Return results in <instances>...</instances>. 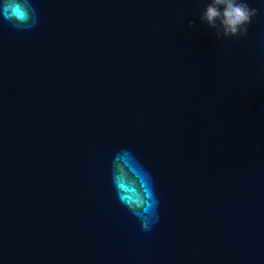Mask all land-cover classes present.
<instances>
[{
	"label": "water",
	"instance_id": "1",
	"mask_svg": "<svg viewBox=\"0 0 264 264\" xmlns=\"http://www.w3.org/2000/svg\"><path fill=\"white\" fill-rule=\"evenodd\" d=\"M247 2L216 40L207 0H0V264H264Z\"/></svg>",
	"mask_w": 264,
	"mask_h": 264
},
{
	"label": "clouds",
	"instance_id": "2",
	"mask_svg": "<svg viewBox=\"0 0 264 264\" xmlns=\"http://www.w3.org/2000/svg\"><path fill=\"white\" fill-rule=\"evenodd\" d=\"M259 14V9L250 8L247 0H207L200 21L215 30L216 40L223 37H246L248 25ZM189 21V25L194 24Z\"/></svg>",
	"mask_w": 264,
	"mask_h": 264
}]
</instances>
